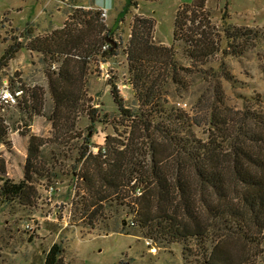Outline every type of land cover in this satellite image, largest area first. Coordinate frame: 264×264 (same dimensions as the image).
Segmentation results:
<instances>
[{"label":"rangeland","instance_id":"obj_1","mask_svg":"<svg viewBox=\"0 0 264 264\" xmlns=\"http://www.w3.org/2000/svg\"><path fill=\"white\" fill-rule=\"evenodd\" d=\"M193 1L132 0L121 19L127 0H0V61L11 46H23L15 58L0 64V90H24L16 105L0 111L7 128L0 142V176L25 181L31 136L47 141L35 165L41 171L29 175L32 197L0 200V264H43L55 243L64 248L63 264H205L211 241L178 240L143 228L138 222L142 201L132 193L126 200L112 197L103 208H90L81 179L86 164L78 162L91 132L87 151L97 154L107 137L113 144L126 143L134 131L121 116L112 90L117 86L126 106H140L138 55L131 54L136 19L154 24L148 34L153 54L145 55V74L168 78V86L158 89L165 93L166 109L182 108L204 119L220 108L221 99L226 105L220 111L264 113V0H207L219 51L201 60L191 59L184 40L174 39L177 12ZM103 10L105 19L98 14ZM230 27L234 40L227 32ZM232 27L253 33L242 36ZM107 45L112 47L108 54ZM65 71L75 77L69 86L75 103L60 119L54 113L52 84ZM174 74L177 82L172 81ZM203 126L193 127L202 140L208 137ZM50 187L55 188L52 197ZM229 245L235 257L244 253L241 243ZM251 254L250 264H264V239Z\"/></svg>","mask_w":264,"mask_h":264},{"label":"trees","instance_id":"obj_2","mask_svg":"<svg viewBox=\"0 0 264 264\" xmlns=\"http://www.w3.org/2000/svg\"><path fill=\"white\" fill-rule=\"evenodd\" d=\"M206 3L207 0H194L192 4H184L175 18L174 39L184 40L193 60L207 59L219 51ZM132 4V0H127L121 19ZM153 29L150 19L140 18L132 30L131 54L138 55L135 62L139 76L135 83L140 106H126L117 86L112 90L121 116L131 121L134 131H130L126 143L113 144L115 140L107 137L105 148L97 154L87 151L94 132L85 137L86 151L78 162L86 164L81 179L91 197L89 207L103 208L112 197L126 200L127 193L134 195L136 188H141L138 222L143 228L162 230L178 240L199 237L204 242L211 241L205 264H250L251 252L264 239V113L250 109L220 111L226 105L221 99L220 108L214 107L204 119L191 117L182 108L166 109L162 104L165 93H159L158 89L162 91L165 83L168 86V78L145 74L148 66L145 55L153 54L148 39ZM233 31L242 36L253 33L250 28ZM227 32L234 40L231 27ZM22 48L20 44L11 46L0 64L15 58ZM60 76L59 82L52 84V93L54 113L61 119L65 109L70 110L75 103L69 91L75 77L68 71ZM175 80L174 74L172 81H178ZM185 83L184 80V86ZM4 122L0 116V142L7 135ZM203 125L207 126L208 134L204 140L198 139L193 130L194 126ZM46 143L43 138L31 136L25 181L13 183L0 176L1 201L32 197L33 188L27 183L33 178L29 175L41 171L35 165ZM231 242L243 245L241 256L232 254ZM63 253L62 244L55 243L43 264H63Z\"/></svg>","mask_w":264,"mask_h":264},{"label":"built area","instance_id":"obj_3","mask_svg":"<svg viewBox=\"0 0 264 264\" xmlns=\"http://www.w3.org/2000/svg\"><path fill=\"white\" fill-rule=\"evenodd\" d=\"M101 14V18L105 19L107 18V11L103 10L100 11ZM107 46L104 47V49H108ZM24 90L23 89H19V90H10V89H2L0 90V111H5L6 108L12 107L14 105H16L19 101V99L21 98V96L23 95ZM48 195L49 197H52L54 192H55V188L54 187H50L48 189ZM143 191L141 188H136L135 192H134V196L135 197H140L142 196ZM133 226H135V222L134 220L132 221ZM28 229H31V226L27 225Z\"/></svg>","mask_w":264,"mask_h":264},{"label":"water","instance_id":"obj_4","mask_svg":"<svg viewBox=\"0 0 264 264\" xmlns=\"http://www.w3.org/2000/svg\"><path fill=\"white\" fill-rule=\"evenodd\" d=\"M110 42H112V41H110ZM113 44H114V42H112Z\"/></svg>","mask_w":264,"mask_h":264}]
</instances>
